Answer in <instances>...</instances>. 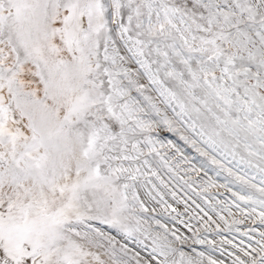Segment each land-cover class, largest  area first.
Listing matches in <instances>:
<instances>
[{
    "label": "snow or ice",
    "instance_id": "6c2138e0",
    "mask_svg": "<svg viewBox=\"0 0 264 264\" xmlns=\"http://www.w3.org/2000/svg\"><path fill=\"white\" fill-rule=\"evenodd\" d=\"M0 264H264V0H0Z\"/></svg>",
    "mask_w": 264,
    "mask_h": 264
}]
</instances>
